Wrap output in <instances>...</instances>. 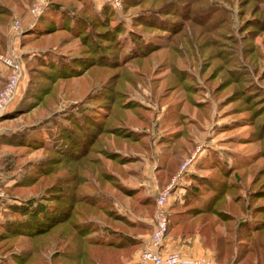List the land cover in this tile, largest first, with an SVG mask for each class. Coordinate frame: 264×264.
<instances>
[{
	"label": "rangeland",
	"instance_id": "obj_1",
	"mask_svg": "<svg viewBox=\"0 0 264 264\" xmlns=\"http://www.w3.org/2000/svg\"><path fill=\"white\" fill-rule=\"evenodd\" d=\"M0 2L10 8L4 26L9 28L15 19L22 21L24 14L27 21L30 0ZM103 4L107 9L101 14ZM118 5L114 8L111 0L48 1L31 25V31L46 25L42 32H48L39 35L42 32L22 31L26 38L23 45L28 48L19 54L22 77L18 87L24 89L31 76L38 84L49 85V91L29 111L8 115L18 106L19 98L13 108L0 114H7L6 120L0 123L6 129L0 132L38 123L39 133L46 141L50 140L47 134L56 131L58 123L67 120L71 123L84 111L95 110L93 118L98 124L125 126L132 132L130 137L137 139L130 142L116 140L109 134L97 136L101 144L110 140L117 143L121 154L129 157L119 176L130 180L133 186L161 169V164L177 168L173 173L162 175L166 185L180 164L188 160L171 186L170 196H173L175 211L179 212L188 188L193 198H205L209 190L206 191L204 180L210 178L214 180V189L219 186V196L222 182H230L237 169V187H230L218 206L229 207L232 202L228 210L234 213L235 219L242 215L237 210L238 203L248 206L246 215L260 216L257 211L249 210L264 204L261 191L264 189V19H259L261 11L254 8L252 0H241L239 4L237 0L230 3L204 0L191 8L185 0H119ZM159 6H163L161 15L151 11ZM60 10L77 21L75 27ZM136 15L139 17L135 18ZM41 51L70 59L66 60V68L87 61L83 57L89 55L92 61L98 59L101 64H90L78 76L53 79L43 61L32 58ZM21 152L24 153L18 155ZM48 154L41 148L25 150L22 146L0 144V200L1 207L5 208L2 217L8 218L13 204L43 198L45 186L54 177H46L35 186L10 187L21 174L23 164ZM172 155L174 158H170ZM115 162H109L110 166L117 167ZM54 168L60 165L55 164ZM260 168L261 174L250 183ZM144 186L153 193L154 203V187L147 182ZM168 221H171L169 211ZM6 246L1 249L8 250ZM53 248L50 244L41 252L45 264H52Z\"/></svg>",
	"mask_w": 264,
	"mask_h": 264
},
{
	"label": "trees",
	"instance_id": "obj_2",
	"mask_svg": "<svg viewBox=\"0 0 264 264\" xmlns=\"http://www.w3.org/2000/svg\"><path fill=\"white\" fill-rule=\"evenodd\" d=\"M201 1L204 0H185V3H189L191 8ZM222 1L230 3L231 0ZM237 1L238 4L241 2ZM252 2L254 8L257 7L256 10L262 13L260 21L263 20L264 0ZM104 6L106 4L101 6V14L107 9ZM52 8L55 9L56 6L53 4ZM162 9L163 6H159L151 11L161 15ZM9 13V6L0 2V42L3 23ZM62 14L69 17L73 27L76 26L77 21L74 22L71 15L61 11ZM139 23L153 25L152 22ZM159 24L155 22V25ZM31 27H28V30L31 31ZM44 28L47 26L43 25L31 33L42 32ZM46 32L48 31L39 35ZM25 39V36L21 39V45ZM156 48H151L150 51ZM94 51L97 53L96 48ZM41 52L32 58L43 61L42 65L49 69L53 79L78 76L90 64H101L98 59L93 62L89 55L83 57L87 61L66 68L70 59ZM3 81L4 78L2 84ZM48 91L49 85L38 84L29 76L18 106L7 114L15 116L29 111ZM95 113V110L84 111L80 118L71 122L72 124L69 120L58 123L56 131L47 134L50 140L46 141L41 137L38 123L15 131L0 132V144L22 146L25 150L41 148L49 153L38 161L23 164L20 168L21 174L10 189L35 186L43 183L46 177H54L45 186V194L42 199H38L39 202L30 198L9 207L10 215L8 218L3 217L0 223V264H45L41 252L50 244L54 247L50 255L52 264H118L122 258L129 257L131 251L139 244L135 235L144 231L145 224L139 220L131 221L117 212L109 193L131 197L135 213H143V209L150 213L154 204L153 196L141 195L140 187L129 189L121 183L119 174L123 172V165L130 161L129 157L121 154L117 143L110 140L101 144L100 137L97 136L101 133L109 134L116 140L119 138L130 142H136L137 139L130 137L132 132L125 126L106 127L105 124H98L93 118ZM120 129H123V132ZM13 158H17V154H13ZM115 160L117 167L114 168L109 162L113 163ZM55 164L60 165V168H54ZM161 166L166 173H173L177 169H170L166 164ZM236 170L234 169L230 182L225 183L222 180L223 187L219 196V186L214 189V180L210 178L204 180L206 191L209 190L205 198H193V192L188 188L187 195L189 192L191 195L184 196L182 210L174 212L170 218L175 221V227L181 234L196 231L202 237L203 245L211 249L212 259L217 264H264V216H261L264 215V204L249 210L261 214L252 218L249 214L247 217L244 212L248 206L238 203L237 210L242 215L237 219L234 218V213L229 211L232 202L229 207L218 206L224 193L230 187H237ZM258 173L261 174V168L255 171L250 183L255 182ZM261 191L264 192V189ZM5 244L8 250L1 249ZM13 247L18 249L11 250Z\"/></svg>",
	"mask_w": 264,
	"mask_h": 264
},
{
	"label": "built area",
	"instance_id": "obj_3",
	"mask_svg": "<svg viewBox=\"0 0 264 264\" xmlns=\"http://www.w3.org/2000/svg\"><path fill=\"white\" fill-rule=\"evenodd\" d=\"M49 0H30L26 14L27 21H33L46 7ZM119 0H111L114 8H118ZM23 31L22 21L13 20L8 28L9 41L18 38ZM0 71L3 74V84L0 87V114L7 110L14 101L19 80L22 76V64L18 53L7 48L0 51ZM192 158V157H191ZM188 160L180 164L177 172L170 178L156 194L152 214V229L149 235V246L140 250L136 259L126 264H217L209 257L196 256L184 258L177 251L161 252L158 247L167 229L168 211L166 208L168 197L171 195V186L178 175L184 170Z\"/></svg>",
	"mask_w": 264,
	"mask_h": 264
},
{
	"label": "crops",
	"instance_id": "obj_4",
	"mask_svg": "<svg viewBox=\"0 0 264 264\" xmlns=\"http://www.w3.org/2000/svg\"><path fill=\"white\" fill-rule=\"evenodd\" d=\"M23 5H24V3H23ZM25 16H26L25 14L23 16H21V20L23 22V25H22L23 31L25 29H28V27H30L32 25V22H33L32 20L31 21H25ZM23 34H25V33L23 32L18 38H15V39H12V41H9L8 25H5L2 29V32H1L2 38H1V42H0V51H6L7 48H11L16 53L21 55L23 53V51H25L28 48L24 45H21V39L24 36ZM2 75L3 74L0 71L1 80H3ZM22 92H23L22 86H21V88L17 87L15 99L8 106L7 109H9V108L11 109L15 106V103L20 98ZM5 112H6V110H5ZM3 116H0V123L1 122L3 123L6 120L5 116L4 117ZM13 120H11V121H13ZM6 124H7V122H6ZM1 129H6V128L4 126H0V130ZM124 165H123V167H124ZM164 174H166V171H165L164 167L161 166V169H157L156 171H154L152 173V175L146 176V180L144 182L140 183L138 186H133L131 184L132 182L130 180L124 179L123 177H119V179L125 187H127L129 189H134V188L140 187L141 188V195L153 196L152 195L153 193H149V190H146V188L144 186L145 182H147V184L149 186H151V187L153 186L154 190L157 194V191L159 190V188H161L164 185V183L166 182V180L162 176ZM0 195H1V185H0ZM109 195L111 196L113 207L116 209L117 212L126 216L131 221L139 220L145 224L144 231L142 233H138L135 235V237L139 241V244L131 251L129 257L122 258L121 261L118 263V264H126V263L136 259L138 256V253L140 252L141 249L149 246V235H150V232L152 229V213H147L144 211V209L142 210L143 213H140V212H139L140 214L137 212L135 213V211L133 209L134 208L133 200L129 196L118 195V194L112 195V193H109ZM172 197L173 196L168 197L167 204H166L167 211H169V217L172 214H174V212H176L174 204L172 202ZM2 205H3V202L0 200V223L3 220L1 213L5 211V208L1 207ZM153 208H154V205H153ZM158 250H160L161 252L177 251L184 258H193L196 256H205V257H211L212 256L211 249H209L203 245L202 238L196 231H193L189 234H181L177 230V227H175V221H173V220L171 221L170 226L167 227L166 232L164 234V237L162 239L161 245L158 247Z\"/></svg>",
	"mask_w": 264,
	"mask_h": 264
}]
</instances>
